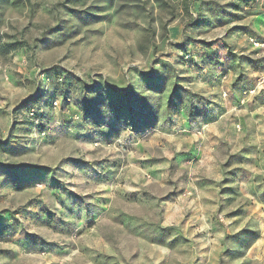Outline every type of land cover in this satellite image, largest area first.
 Segmentation results:
<instances>
[{
  "label": "rangeland",
  "instance_id": "obj_1",
  "mask_svg": "<svg viewBox=\"0 0 264 264\" xmlns=\"http://www.w3.org/2000/svg\"><path fill=\"white\" fill-rule=\"evenodd\" d=\"M262 75L264 0H0V264H264Z\"/></svg>",
  "mask_w": 264,
  "mask_h": 264
},
{
  "label": "trees",
  "instance_id": "obj_2",
  "mask_svg": "<svg viewBox=\"0 0 264 264\" xmlns=\"http://www.w3.org/2000/svg\"><path fill=\"white\" fill-rule=\"evenodd\" d=\"M21 169L20 168H14V172L16 171V173L12 172L13 173V178H15L17 175H18V171H20ZM10 171V170H9ZM14 182V181H13Z\"/></svg>",
  "mask_w": 264,
  "mask_h": 264
},
{
  "label": "built area",
  "instance_id": "obj_3",
  "mask_svg": "<svg viewBox=\"0 0 264 264\" xmlns=\"http://www.w3.org/2000/svg\"><path fill=\"white\" fill-rule=\"evenodd\" d=\"M261 82H264V75H262V76L260 77V79H259V83H261ZM253 91H254V90H251L250 93L253 92Z\"/></svg>",
  "mask_w": 264,
  "mask_h": 264
}]
</instances>
